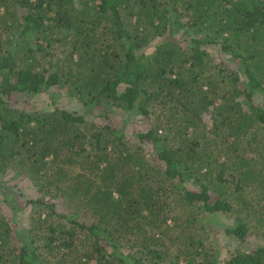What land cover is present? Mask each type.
<instances>
[{
  "label": "trees",
  "instance_id": "16d2710c",
  "mask_svg": "<svg viewBox=\"0 0 264 264\" xmlns=\"http://www.w3.org/2000/svg\"><path fill=\"white\" fill-rule=\"evenodd\" d=\"M3 182L0 264H264V0H0Z\"/></svg>",
  "mask_w": 264,
  "mask_h": 264
},
{
  "label": "rangeland",
  "instance_id": "374dc122",
  "mask_svg": "<svg viewBox=\"0 0 264 264\" xmlns=\"http://www.w3.org/2000/svg\"><path fill=\"white\" fill-rule=\"evenodd\" d=\"M17 101H20L19 108L21 110L23 109H29L30 111L34 110H40L41 107L46 106L47 100L42 97L41 95L37 97H33L31 99L24 100L23 98L17 99ZM27 106V107H25ZM68 112H75V113H80L81 109L78 103H68L64 105ZM25 107V108H24ZM82 108V107H81ZM133 121L137 120L136 123L138 125L141 123L139 117H130ZM146 124V122H145ZM124 124H122L120 121H118V127L123 129ZM127 128H124V133L125 134H132V128L127 125ZM141 129L143 128L142 123L139 125ZM0 195L5 198H9L10 200V205L15 207L16 209L21 208L23 205V200L20 199L19 193H17L13 188L9 187L5 182L0 184ZM29 209H24L23 216L26 215L24 213H28ZM20 213V214H22ZM25 218V217H24ZM221 222L223 224L229 225L231 223V217L230 216H219ZM204 223L211 229H215V220L212 219H206ZM263 229L259 230L258 233H261ZM222 230L221 229H216V234L218 233V242L222 250L226 252L227 250L233 249L234 248V240H230L227 237H224L222 235ZM257 244L260 246H263V240L257 239Z\"/></svg>",
  "mask_w": 264,
  "mask_h": 264
}]
</instances>
